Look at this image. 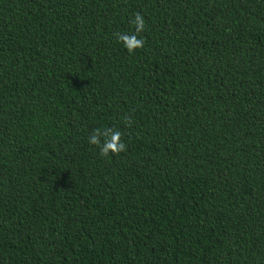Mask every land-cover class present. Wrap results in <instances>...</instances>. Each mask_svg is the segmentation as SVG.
<instances>
[{
	"label": "trees",
	"instance_id": "1",
	"mask_svg": "<svg viewBox=\"0 0 264 264\" xmlns=\"http://www.w3.org/2000/svg\"><path fill=\"white\" fill-rule=\"evenodd\" d=\"M0 264H264V0H0Z\"/></svg>",
	"mask_w": 264,
	"mask_h": 264
},
{
	"label": "clouds",
	"instance_id": "2",
	"mask_svg": "<svg viewBox=\"0 0 264 264\" xmlns=\"http://www.w3.org/2000/svg\"><path fill=\"white\" fill-rule=\"evenodd\" d=\"M132 23L135 25L134 32H117L115 34L118 42L122 43L129 53L143 48L145 44V39L141 35L146 28L145 17L137 12L132 18ZM126 119L130 118L126 117ZM121 137L122 133L118 128H96L93 134L89 136V143L99 147L101 156H109L110 154H118L126 150V144Z\"/></svg>",
	"mask_w": 264,
	"mask_h": 264
}]
</instances>
